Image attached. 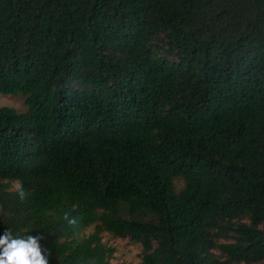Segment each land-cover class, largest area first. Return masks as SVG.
I'll return each mask as SVG.
<instances>
[{
  "label": "trees",
  "instance_id": "trees-1",
  "mask_svg": "<svg viewBox=\"0 0 264 264\" xmlns=\"http://www.w3.org/2000/svg\"><path fill=\"white\" fill-rule=\"evenodd\" d=\"M0 94L27 106L0 108V235L264 264V0H0Z\"/></svg>",
  "mask_w": 264,
  "mask_h": 264
},
{
  "label": "clouds",
  "instance_id": "clouds-1",
  "mask_svg": "<svg viewBox=\"0 0 264 264\" xmlns=\"http://www.w3.org/2000/svg\"><path fill=\"white\" fill-rule=\"evenodd\" d=\"M19 198L23 201L27 193L23 188L18 191ZM4 213V208L0 206V214ZM64 220L69 225H76L77 219L64 214ZM46 235L38 232L33 235L14 234L10 228H6L0 235V264H50L51 251L42 244Z\"/></svg>",
  "mask_w": 264,
  "mask_h": 264
},
{
  "label": "rangeland",
  "instance_id": "rangeland-1",
  "mask_svg": "<svg viewBox=\"0 0 264 264\" xmlns=\"http://www.w3.org/2000/svg\"><path fill=\"white\" fill-rule=\"evenodd\" d=\"M11 107L17 111L24 113L27 111L25 99L22 95H2L0 94V108ZM176 189L180 190L184 182L181 179L175 180ZM18 184H14V189L18 188ZM94 232V227L88 229L85 235ZM103 242L116 249L114 263L115 264H140L142 262V247L139 244L131 242L128 238H116L113 235L104 232L102 234Z\"/></svg>",
  "mask_w": 264,
  "mask_h": 264
}]
</instances>
